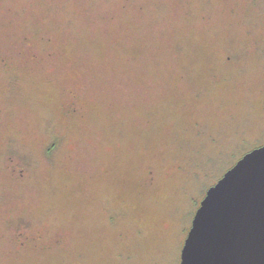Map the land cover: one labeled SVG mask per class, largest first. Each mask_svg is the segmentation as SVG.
<instances>
[{
	"label": "rangeland",
	"instance_id": "rangeland-1",
	"mask_svg": "<svg viewBox=\"0 0 264 264\" xmlns=\"http://www.w3.org/2000/svg\"><path fill=\"white\" fill-rule=\"evenodd\" d=\"M262 144L264 0H0V264H180Z\"/></svg>",
	"mask_w": 264,
	"mask_h": 264
},
{
	"label": "water",
	"instance_id": "water-1",
	"mask_svg": "<svg viewBox=\"0 0 264 264\" xmlns=\"http://www.w3.org/2000/svg\"><path fill=\"white\" fill-rule=\"evenodd\" d=\"M180 264H264V144L245 152L208 188Z\"/></svg>",
	"mask_w": 264,
	"mask_h": 264
},
{
	"label": "trees",
	"instance_id": "trees-1",
	"mask_svg": "<svg viewBox=\"0 0 264 264\" xmlns=\"http://www.w3.org/2000/svg\"><path fill=\"white\" fill-rule=\"evenodd\" d=\"M54 144H55V143H53V144H52V146L49 148L50 150H52V149H53V147H54L53 145H54ZM241 156H242V155H241ZM186 233H188V230H187V232H186ZM186 235H187V234H186Z\"/></svg>",
	"mask_w": 264,
	"mask_h": 264
}]
</instances>
